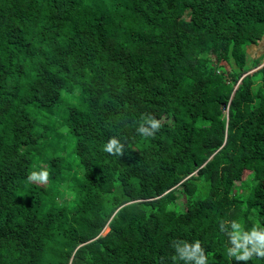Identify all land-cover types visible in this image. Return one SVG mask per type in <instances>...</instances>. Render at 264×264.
Returning <instances> with one entry per match:
<instances>
[{
	"label": "trees",
	"instance_id": "16d2710c",
	"mask_svg": "<svg viewBox=\"0 0 264 264\" xmlns=\"http://www.w3.org/2000/svg\"><path fill=\"white\" fill-rule=\"evenodd\" d=\"M259 42L264 0H0V264H264L221 230L264 227Z\"/></svg>",
	"mask_w": 264,
	"mask_h": 264
},
{
	"label": "clouds",
	"instance_id": "9594fccd",
	"mask_svg": "<svg viewBox=\"0 0 264 264\" xmlns=\"http://www.w3.org/2000/svg\"><path fill=\"white\" fill-rule=\"evenodd\" d=\"M161 128V122L150 114H142L137 122L136 132L142 137H152ZM103 151L110 155L122 156L124 153V144L117 137H109L103 146ZM49 172L45 168L39 172L33 171L28 176L30 182L46 184L49 179ZM231 231H227L222 223L221 230L226 231L229 237L231 247L227 249L229 258H235L237 261L247 262L253 257L264 259V227L258 224L253 225L248 231H245L242 225L237 221L230 222ZM175 249L176 258L182 260L185 264H208V257L201 242L195 240L192 243L187 241L173 240L172 245Z\"/></svg>",
	"mask_w": 264,
	"mask_h": 264
},
{
	"label": "rangeland",
	"instance_id": "374dc122",
	"mask_svg": "<svg viewBox=\"0 0 264 264\" xmlns=\"http://www.w3.org/2000/svg\"><path fill=\"white\" fill-rule=\"evenodd\" d=\"M263 47H264L263 43L260 44V42H259L258 44L254 45V46H250V47L247 49V51H248V53H250V54H252V55H256V54H258V53H261V51L263 50ZM263 63H264V57H263V59L261 60V63H260L256 68H258L259 66H261ZM256 68H253V69L249 70L247 73L250 74V73H251L253 70H255ZM216 69H217V71H220V72L223 71V74L226 75V76H227L228 73H229V69H228L227 65L224 64V63L218 65V66L216 67ZM221 70H222V71H221ZM260 102H262V99H261V98H260ZM105 230H106V229L103 230V233L105 232Z\"/></svg>",
	"mask_w": 264,
	"mask_h": 264
}]
</instances>
